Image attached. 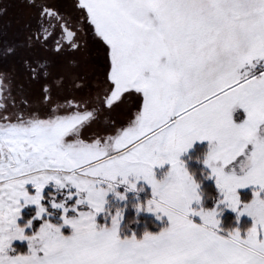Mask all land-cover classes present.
I'll return each instance as SVG.
<instances>
[{
    "label": "snow or ice",
    "instance_id": "snow-or-ice-1",
    "mask_svg": "<svg viewBox=\"0 0 264 264\" xmlns=\"http://www.w3.org/2000/svg\"><path fill=\"white\" fill-rule=\"evenodd\" d=\"M0 264H264V0H0Z\"/></svg>",
    "mask_w": 264,
    "mask_h": 264
}]
</instances>
